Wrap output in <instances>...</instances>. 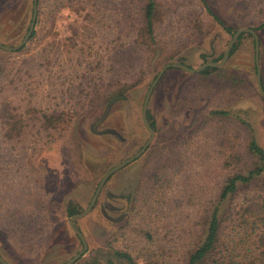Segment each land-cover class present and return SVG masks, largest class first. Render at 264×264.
Listing matches in <instances>:
<instances>
[{"label": "rangeland", "instance_id": "1", "mask_svg": "<svg viewBox=\"0 0 264 264\" xmlns=\"http://www.w3.org/2000/svg\"><path fill=\"white\" fill-rule=\"evenodd\" d=\"M120 1L97 0L96 6L105 11L93 18L94 24L78 22L79 36L73 40L67 38L69 27L59 21L54 34L46 31L47 8L34 25L36 35L26 41L25 49L0 52V57L6 58L4 69L29 70L31 77L22 71L20 76L31 81V100L36 108L58 104L66 110L70 97L61 95V88L77 85L82 89L74 98L79 102L75 105L78 111L56 129L48 130L33 125L36 114L21 112L25 104L18 107L16 95L8 93L4 99L0 94V255L10 264H60L81 248L67 225L66 204L70 201L84 208L102 173L145 141L141 103L161 65L175 62L164 57L182 55L189 67L201 63L198 54L211 61L230 38L223 27L232 33L238 27L252 29L264 21V0H205L209 11L200 0H158L154 19L156 59L149 64L143 50L142 60L138 49L131 51L132 38L125 32L122 17L126 12ZM12 6L0 11V42L9 46L20 41L17 38L24 35L29 23L23 13L12 18ZM116 9L118 15L114 14ZM255 32L264 81V24ZM116 37L123 44L114 49L111 40ZM44 56L48 65L38 67ZM72 67L77 78L70 82L66 77L74 75ZM220 67L209 73L177 68L164 71L147 103L160 133H154L146 151L106 180L99 202L77 219L87 247L109 235L117 224L122 228L111 233L113 243L135 255L137 264H142L141 254L156 253L161 247L165 261H176L178 252L173 247L181 249L188 242L183 231L187 223L204 209L206 200L217 193V184L231 169L232 165L224 164L226 155L243 154L241 125L211 120L206 116L208 110L228 109L249 119L264 146V97L255 86L250 37H244ZM47 69L56 72L48 73ZM139 70L136 86L128 88L124 98L105 105L110 103L97 131H93L91 124L105 108L91 92L93 81L100 83L96 75L107 80L117 71L134 77ZM88 74L95 76L94 80L90 81ZM1 79L0 84H5L3 76ZM5 111L12 116L9 118ZM15 111L20 113L17 120L24 123L19 129H13ZM27 115L32 116L30 121L24 120ZM224 134L227 142L214 138ZM173 138L175 143H168ZM161 181H167L163 192L156 187ZM134 193L133 207L129 203ZM108 194L129 198L124 210L127 220L123 216L117 220L114 209L121 204L109 199ZM144 229L153 235L151 242Z\"/></svg>", "mask_w": 264, "mask_h": 264}, {"label": "trees", "instance_id": "2", "mask_svg": "<svg viewBox=\"0 0 264 264\" xmlns=\"http://www.w3.org/2000/svg\"><path fill=\"white\" fill-rule=\"evenodd\" d=\"M200 1L206 10L209 11L205 0ZM120 2L124 5L126 12L125 17H122L126 24L125 32L132 38L129 44L132 48L131 51L138 49V54L141 56L140 58L142 60L143 50L144 57L148 63H153L156 59L154 19L157 13L158 0H121ZM31 3L32 0H0V11L5 9L6 6L13 5L12 8L15 17L12 18H16L20 13H23L26 18V23H28ZM96 3L97 0H36V18L34 25L38 22L41 15H44V11L49 8V10L47 9L49 11V16L47 18L49 27L46 31L54 34V25L59 21L63 23V26L69 27L67 38L73 40L79 36V30L77 29L78 22L94 24L93 18L97 16L100 11H105L103 7L102 9L97 7ZM114 14L118 15L119 11L116 9ZM214 20L220 23L215 17ZM263 24L264 21L259 22L258 25L252 29L256 31L262 27ZM223 28L231 36V29L228 27ZM25 31L26 25L22 34ZM35 35L36 30L33 29L27 42L31 41ZM21 37L22 35L17 38V41H19ZM244 37H250L253 46L252 36L247 32H242L237 36L235 42L231 46L228 57L232 55ZM119 39V37H116V39L111 40V42L114 43V49L118 48V45L123 44V41L119 43ZM25 47H27V44L20 47L18 51L25 49ZM0 52L6 54L1 49ZM221 54L222 52H219L217 56L211 60L217 61L221 57ZM198 56L201 59V63L205 61L204 55L198 54ZM2 58L3 57H0V79L3 76L6 81L5 84H0V94L4 96L2 97L4 99L7 97L6 95L8 93L16 95L17 106L19 107V103L25 104L21 110L22 113L26 112V114H29L32 112L36 114L33 116L35 122H37L33 123L34 126L41 127L43 130H48L50 128L56 129L61 123L67 122L72 114L78 111L75 105L79 104V102L76 99L74 100V98L81 95L82 89L77 85H74L72 88H70V85H67V88L65 87L66 89L64 87L61 88V95L65 94L70 97L68 101L70 106L66 110L60 108L58 104L49 108H36L33 100H31V97L34 96L33 91L29 88L31 81L26 79L25 81L23 80L22 76H20L22 71L20 68L14 71L12 68L10 70L4 69L6 58ZM43 58L44 61H40L38 67H41V65L44 66V64L48 65L47 56ZM164 58L187 65L182 55L180 56L177 54L176 56L170 54ZM219 69H221V67H206L201 70L200 73H209L218 71ZM47 70L48 73L56 72L55 70ZM73 70L76 69L72 67L70 72H73ZM141 70H139L134 77L133 75L127 77L126 73L119 74L115 71L112 73L113 77L107 80H103L101 75H96L95 77L88 74L87 76H89L88 79L90 81L94 80V77L100 81L99 84L93 81V85H91V92L94 98L102 100V107H105L108 102L114 99L124 98L126 90L136 86L138 83ZM22 72L27 74V78L32 76L27 69H24ZM154 72L155 70L153 73ZM73 74L74 75L66 77V80L71 82L74 78H77L76 71H74ZM63 81L64 80H62L61 85ZM104 81L105 83H103ZM260 84L264 90L262 76H260ZM97 87L99 88L97 89ZM5 112L8 114L7 116L9 118L13 114L7 111ZM14 114L16 119L13 123V129L14 127L19 129L24 123L23 120H17V116L20 115V113L18 114L15 111ZM145 114L149 126L157 136V134L160 133V128L148 106ZM206 116L211 120L217 118L224 122L235 121L241 125L244 131L243 142L241 144L243 154L240 155L234 152L226 155L224 164L226 167L232 165L230 167L231 169L226 171L220 183L217 184V193L206 200L204 209L195 213L191 220H189V223H187L183 231L188 235V242L182 245L181 249L173 247V251L177 250L178 252L176 261H165L163 247H161L159 248L160 251H156V253L145 252L141 254L142 264H264V146L257 140L249 119L239 115H233L228 109H210L206 112ZM31 118L32 116L27 115L24 120L30 121ZM214 138H219L220 140L224 138L225 142L228 141L226 134L220 137L216 135ZM173 142L175 143V138L168 141L170 144ZM158 143L159 142L156 144ZM166 145L169 144L166 143ZM148 148L149 146L146 150ZM231 159L233 160V164H231ZM167 181L157 182L156 187L163 192L167 188ZM98 196L94 205L99 202ZM127 199L129 202L128 197ZM135 202L136 193H134L131 198L129 203L130 206H133ZM101 206H103V203ZM82 209L81 206L68 201L65 212L66 215L69 216ZM124 213L125 212L118 213L117 220L121 221L122 216L124 221L127 220L125 219L126 215ZM74 225L80 230L77 225V219L74 221ZM120 228L122 227L116 224L111 233L113 234L116 229L119 230ZM140 230L142 231V229ZM144 232L148 241L151 242L153 237L151 232L148 229H144L143 233ZM111 233L100 239L97 243L89 244L83 255L72 264H137L135 255L126 249L114 245V236H112Z\"/></svg>", "mask_w": 264, "mask_h": 264}, {"label": "water", "instance_id": "3", "mask_svg": "<svg viewBox=\"0 0 264 264\" xmlns=\"http://www.w3.org/2000/svg\"><path fill=\"white\" fill-rule=\"evenodd\" d=\"M35 18H36V0H32L29 23H28V26H27V29H26L24 35L22 36L20 41L14 45L9 46V45H6V44H3L0 42V49L3 51L11 52V51H16L20 47H22L26 43V41L28 40V38H29V36L33 30ZM242 32H247L252 36V39H253V62H254V67H255V86H256L257 91L262 96H264V90L262 89L261 84H260V70H259V65H258V47H259L258 36H257L256 32L249 27H238V28L232 30L231 36H230L229 40L227 41V43H226V45L222 51L221 57L217 61H212V60L211 61H204V62H202V63H200L194 67H189V66H187L183 63H179V62H166V63L162 64L161 67L158 69L157 73L154 75L151 82L149 83V85H148V87L144 93L143 99H142L141 110H140V122H141V125L143 126L144 130L147 132V138L145 139V141L142 143V145L133 154H131L130 156H128V157L122 159L121 161L115 163L114 165L109 167L106 171H104L102 173V175L100 176V178H99V180H98V182H97L86 206L81 211L72 213L71 215L68 216L67 225L70 228V230L77 236V238L81 244V248L78 251H76L74 254H72L67 260H65L64 262H62L60 264H72L76 259H78L81 255H83V253L87 250V245H86L84 236L82 235L81 231L74 225V221L78 218L85 216L90 211V209L92 208V206L95 202V199H96L104 181L112 173H114L118 169L122 168L126 164L130 163L135 158H137L140 154H142L145 151V149L148 147V145L150 144V141L152 140L153 135H154V131L149 126V124L146 120V114H145L146 113V107H147V102H148L149 96H150L154 86L157 84L160 77L163 75L164 71L169 69V68H177V69L182 70L184 72L195 73V72H200L201 70H203L206 67H220L225 63L231 46L235 42L237 36ZM109 104L104 108V110L101 113V115L99 116V118H97L91 124V129L93 131L95 130V128H94L95 125L106 114ZM118 200L123 202V207L121 210H124V208L126 207V200L124 198H120V197ZM0 264H10V263L8 261H6L0 255Z\"/></svg>", "mask_w": 264, "mask_h": 264}, {"label": "flooded vegetation", "instance_id": "4", "mask_svg": "<svg viewBox=\"0 0 264 264\" xmlns=\"http://www.w3.org/2000/svg\"><path fill=\"white\" fill-rule=\"evenodd\" d=\"M149 97H150V96H149ZM148 100H149V99H148ZM147 103H148V102H147ZM141 104H142V103H141ZM146 108H147V107H146ZM104 116H105V115H104ZM97 118H99V117H97ZM97 118H96V119H97ZM96 119H95V120H96ZM95 120H94V121H95ZM101 120H102V119H101ZM101 120L95 125V127H94L95 130H94V131H97L96 126L101 122ZM94 121H93V122H94ZM108 132H111V131H108ZM112 133H113V132H112ZM140 155H141V154H140ZM135 159H136V158H135ZM135 159H134V160H135ZM134 160H133V161H134ZM120 161H121V160H120ZM118 162H119V161H118ZM131 162H132V161H131ZM113 165H114V164H113ZM126 165H127V164H126ZM111 166H112V165H111ZM111 166H110V167H111ZM123 167H124V166H123ZM123 167H122V168H123ZM120 169H121V168H120ZM106 170H107V169H106ZM106 170H105V171H106ZM118 170H119V169H118ZM118 170H117V171H118ZM117 171H115V172H117ZM115 172H114V173H115ZM114 173H112V174H114ZM112 174H111V175H112ZM111 175H110V176H111ZM110 176H109V177H110ZM109 177H108V178H109ZM108 178H107V179H108ZM107 179H106V180H107ZM106 180L104 181V183L106 182ZM104 183H103V185H104ZM103 185H102L101 189H103ZM101 189H100V191H101ZM100 191H99V193H100ZM99 193H98V194H99ZM90 196H91V195H90ZM97 196H98V195H97ZM107 197H108L109 199H111V200H113V201H116V202H118V203L121 204V208L114 209L115 212L121 213V212H124V210L127 208L128 199H127V197H126L125 195L111 196V195L108 194ZM119 197H120V198H124V199L126 200V207L124 208V210H121L122 207H123V202L120 201V200H118ZM96 198H97V197H96ZM95 201H96V199H95ZM94 203H95V202H94ZM93 206H94V204H93ZM93 206H92V207H93ZM103 207H109V205H106L105 203H103Z\"/></svg>", "mask_w": 264, "mask_h": 264}]
</instances>
